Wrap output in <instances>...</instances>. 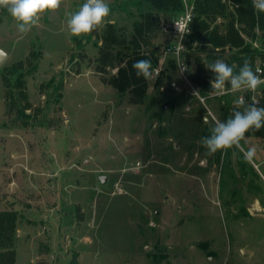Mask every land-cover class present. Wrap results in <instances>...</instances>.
<instances>
[{
  "label": "rangeland",
  "instance_id": "rangeland-1",
  "mask_svg": "<svg viewBox=\"0 0 264 264\" xmlns=\"http://www.w3.org/2000/svg\"><path fill=\"white\" fill-rule=\"evenodd\" d=\"M85 2L62 0L26 35L0 8L9 55L0 69V215L17 218L13 247L0 251H14V264H264L263 141H241L255 149L251 161L200 144L246 91L204 94L192 81L202 105L175 70L157 85L153 74L144 97L120 92L114 80L135 27L150 11L159 18L142 52L160 47L162 56L175 14L107 0L102 26L70 36L66 21ZM109 32L118 39L111 65Z\"/></svg>",
  "mask_w": 264,
  "mask_h": 264
},
{
  "label": "trees",
  "instance_id": "trees-1",
  "mask_svg": "<svg viewBox=\"0 0 264 264\" xmlns=\"http://www.w3.org/2000/svg\"><path fill=\"white\" fill-rule=\"evenodd\" d=\"M147 2L150 10H156L161 14H175L174 19L178 18L185 7L183 0H147ZM189 2L194 7L196 15L187 39L186 60L190 67L191 81L204 94L213 92L210 81L214 78V74L206 66L217 59H221L232 66L234 72H238L247 59L257 75L259 70L262 71L259 76L264 79V13L254 10L252 0H191ZM218 19L223 20L221 25H216ZM158 23L159 18L150 11L146 14L145 22L135 27L134 35L130 40L133 51L120 58V63L125 64V66L119 67L118 76L114 80V84L120 92L131 91L140 97L146 95L150 79L138 78L132 65L137 60L148 59L152 62V72L159 66L160 47L154 48L150 54L142 52V43L145 44L147 35L157 27ZM242 35L250 41H246ZM117 42L118 39L113 32H109L104 39L103 60L109 61V65L114 63L108 57V51ZM256 42H259L260 47H254ZM191 67H194V70H191ZM175 70L174 60L169 58L156 85L165 79H170L168 72ZM227 87L230 88V85ZM243 96L246 99L245 106L253 104L254 95L251 91H246ZM255 98L258 101L256 107L264 108V85L261 95L255 96ZM237 110L243 111L242 108H237L236 104L232 103L225 119ZM253 137L262 140L264 143V127L258 130L250 129L245 134V138ZM16 223L17 218L15 216L0 215V250L13 247ZM14 254V251H0V263L14 264Z\"/></svg>",
  "mask_w": 264,
  "mask_h": 264
},
{
  "label": "clouds",
  "instance_id": "clouds-1",
  "mask_svg": "<svg viewBox=\"0 0 264 264\" xmlns=\"http://www.w3.org/2000/svg\"><path fill=\"white\" fill-rule=\"evenodd\" d=\"M61 4L62 0H0V8L9 13L22 35L28 34L33 27L39 25L45 13L58 10ZM252 5L254 10L264 13V0H252ZM110 11L107 0H86L66 21L69 35L80 37L93 32L103 25ZM132 67L138 78L151 79L153 75L151 60H137ZM206 68L214 74L210 84L211 89L217 93L223 92L226 85H230L232 93H237L255 92L261 84H264V79L252 70L247 59L238 72H234L233 67L221 59L209 63ZM235 104L243 111H234L226 120H217L210 134L201 138L200 144L209 154L236 148L244 154L246 161H251L255 156V149L250 147L245 150L241 141L245 139V134L250 129L258 130L264 127V108L256 107L255 104L245 106L242 97Z\"/></svg>",
  "mask_w": 264,
  "mask_h": 264
},
{
  "label": "built area",
  "instance_id": "built-area-1",
  "mask_svg": "<svg viewBox=\"0 0 264 264\" xmlns=\"http://www.w3.org/2000/svg\"><path fill=\"white\" fill-rule=\"evenodd\" d=\"M184 11L178 16V18L174 19L169 27L166 29V32L169 36L172 38V42L168 43L163 51L162 56L159 61V66L154 69L153 74L155 77H159L163 66L166 64L167 57H170L174 60V63L176 65V70L178 71L179 75L181 76L182 80L190 85L195 94L200 98L202 105L206 104V97H202L197 93V90L191 83V77H190V67L188 66L187 60H186V54H187V39L188 35L191 33V26L194 21V18L196 17L194 13V7L189 5L188 2L184 1ZM262 71H258V75H261ZM171 87L174 90L182 91L181 88L175 83H171ZM228 93H231V91L224 90L223 92L218 93V96H223ZM243 98L244 102H246L245 97L242 95L239 98ZM253 104L255 106L258 105V101L255 98V96L252 98Z\"/></svg>",
  "mask_w": 264,
  "mask_h": 264
},
{
  "label": "water",
  "instance_id": "water-1",
  "mask_svg": "<svg viewBox=\"0 0 264 264\" xmlns=\"http://www.w3.org/2000/svg\"><path fill=\"white\" fill-rule=\"evenodd\" d=\"M9 55L0 48V69L4 66V64L6 63V61L8 60ZM168 107V105H164V108L166 109Z\"/></svg>",
  "mask_w": 264,
  "mask_h": 264
}]
</instances>
